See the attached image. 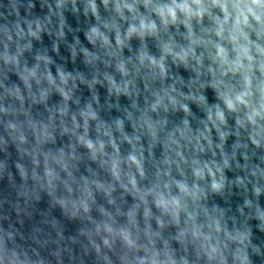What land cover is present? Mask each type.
I'll return each mask as SVG.
<instances>
[{
	"label": "clouds",
	"instance_id": "1",
	"mask_svg": "<svg viewBox=\"0 0 264 264\" xmlns=\"http://www.w3.org/2000/svg\"><path fill=\"white\" fill-rule=\"evenodd\" d=\"M0 264H264V0H0Z\"/></svg>",
	"mask_w": 264,
	"mask_h": 264
}]
</instances>
